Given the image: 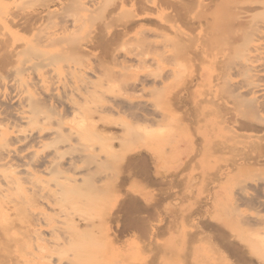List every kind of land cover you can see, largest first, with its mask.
Listing matches in <instances>:
<instances>
[{
  "label": "rangeland",
  "instance_id": "1",
  "mask_svg": "<svg viewBox=\"0 0 264 264\" xmlns=\"http://www.w3.org/2000/svg\"><path fill=\"white\" fill-rule=\"evenodd\" d=\"M195 1L199 3L200 0ZM203 1L207 3L211 0ZM118 2L120 0L115 1L117 5L114 0L111 2L118 8L115 9L113 4L112 9L115 11L108 13L105 19L91 22L90 34H96L100 28L106 35L108 31L114 33L121 29L122 23L134 17L131 3H127L124 9ZM138 2L146 7V11H139L142 16L139 29L136 26L119 43L123 55H128L130 62L126 61L125 65L114 64L111 58L106 57L103 63L97 65L99 62L96 57L102 55L97 49L98 54H90V70L93 71L90 76L94 78L92 81L95 86L103 85L106 95H121L122 98H134L144 103L153 124L142 117L143 121L139 120V114L137 117L118 111L107 112L106 116L96 120L100 113L93 108L96 113L91 112L89 118L98 121V124L94 123L100 126H97L98 130L105 127L111 132L114 129L117 133H126L122 145L119 143L122 141H115L116 147L106 146L101 152L108 160L104 168L99 169L102 173L93 172L96 181L93 174L82 175L78 171H68L69 168L65 167L43 170L36 175L28 167L17 169V173L12 169L3 171L4 176L9 178L11 189L8 194L0 195V208L3 211L0 212V264H226L225 259L229 258L220 254L222 247L216 238L217 226L233 240L242 244L249 242L248 247L251 245L250 249L257 253L254 254L256 262L260 258L259 262H264V249L259 245L264 243V225L263 231L256 233L243 221L246 215L264 217V208H254L257 204L250 206L254 202L247 203L249 201L244 197L245 202L240 199L234 203L231 199L236 196L235 191L242 180L250 182L257 179L260 181V192L264 194V165L259 164L257 169H253L239 163L244 151L252 150V147L246 149L242 143L232 145V141H239L241 137H235L228 131L199 133L196 130L199 126L197 120L212 126L218 121L210 98L214 97L223 105L228 102L230 107L240 109V105L234 103L229 89L232 83L243 80L245 74L234 72L232 81L228 83L217 79L218 73L222 71V53L228 38L219 31L224 40L218 35L216 51L202 64L204 57L200 52L203 45L211 47L209 37L213 30L210 24L204 21V31L201 32V28L192 30L187 23L181 22L184 30H175L170 26L173 7L163 4V9L151 1ZM212 3L209 8H205V13L210 16L208 21L213 20V13H217L219 20L228 18L229 21L232 16L229 11L235 10L233 5L229 4L233 9L229 5L219 9ZM197 8L198 5L190 12L191 16ZM259 9L263 11V6ZM146 12L151 14L150 21L153 23L145 21L149 19ZM82 39L87 40L88 35ZM92 66L95 69L92 70ZM98 66H101L99 68H102L103 73L115 72L122 79L117 81L107 78L99 84L94 72ZM139 74L142 78L148 74L150 80L138 83L136 88L129 85L132 77ZM159 74H163L162 79L152 80ZM177 98H182L180 107L176 104ZM95 101L97 104L98 100ZM103 119L109 123L103 125L106 124ZM189 131L198 138L193 151H190L188 144L191 139L186 140L190 136ZM204 137L213 142L227 140L230 145L205 147L204 141H201ZM111 147L118 150L113 151ZM136 153L150 156L146 175L141 174L138 167H128L127 171V156ZM81 177L85 180L81 181ZM154 179L158 182H154ZM112 180H118L120 186L115 192L121 197L110 212V202L106 200L104 192L97 194L93 187ZM231 189L235 194H232ZM127 196L142 197L141 200L151 208L141 214L146 218L147 229L143 232H125L112 239L111 232L124 224L123 216L128 217L122 214L123 221L120 219L119 223L115 218L121 214V204ZM123 206L121 209L126 207ZM257 234H261L260 237Z\"/></svg>",
  "mask_w": 264,
  "mask_h": 264
},
{
  "label": "bare ground",
  "instance_id": "2",
  "mask_svg": "<svg viewBox=\"0 0 264 264\" xmlns=\"http://www.w3.org/2000/svg\"><path fill=\"white\" fill-rule=\"evenodd\" d=\"M112 1L0 0L1 196L8 194L11 189L9 178L3 174V171L9 169L16 172L17 169L28 167L34 175L39 174L43 170H52L58 167L69 168L70 170L68 169V171L73 170L74 173L78 171L82 175L89 176L93 172L95 174H97L96 172L102 173L99 169L104 168L108 158L101 152L106 146L107 148L110 145L114 147L115 141H122L126 136V133L120 134V132H115L116 130L114 129V132L107 130L105 127L101 130L97 129L99 125L95 126L98 124L96 120H100L107 112H125L137 115V117L140 115V118L142 117L144 121H152V117H150L151 115L148 113V108L144 103L138 102L134 98H122L121 95L110 94L111 96H108L102 88L103 85L97 87L93 84L92 80L94 78L92 79L91 77L93 71L90 70L91 66L89 64L90 54H98L96 51L97 49L100 50L99 52L102 55L100 58L96 57L99 62L97 65L103 63L102 61L106 57L111 58L114 64L122 65L126 61L130 62L131 59L127 57L128 55H123L119 48V43L136 26L139 29L138 24H140L139 21L142 17L139 11H146L145 4L139 3L142 1L120 0L118 3L121 4L120 7L122 8L126 7L127 3H131L129 5L135 11V14L133 12L134 17L130 20L127 19V22L122 23L121 29L115 30L116 32L114 33L108 31V35H106L103 29L100 28L96 34H90L89 27L91 22L95 21L94 19H105L108 13L110 14L118 8L115 3L116 0H114L116 5L111 3ZM150 1L152 4H159V7L162 6V8L163 4L173 7L170 26L175 30L182 29L181 22H184L185 25L187 23L192 30L201 28V32L204 31V21L211 25L210 28L212 27L211 29L213 30V32H210L212 35L210 34L211 36L209 37L211 47H208L207 44L203 45L200 52L204 57L202 64L205 63L210 54L216 51L218 35L220 33L225 34V37L228 38L222 53V71L218 73L217 79H223L228 83V81H232L234 72L238 71V74H245L243 80H237L232 83V88L229 89L234 103L239 104L240 109L238 107H230L228 102L223 105L217 102L214 97L213 99L210 98V101L215 106L214 110L217 113L218 121L216 125L212 126L211 122H208L211 124L208 125L201 124L202 120H197L199 126L196 127V130L199 133L228 131L235 137H241L239 141H232V145L238 142L242 143L246 149L252 147V150L250 148L247 152L245 150L239 163L253 169H257L256 166L259 164L264 165V134H259L261 132L264 133V0H211L210 2L207 1V3L203 0H200L199 3L195 0H146V2ZM212 2L219 9L229 4L233 5L235 10L234 12L229 11V13H232L229 21H227L228 18L226 20L220 18L221 20H219L217 13L216 16L213 12V20L208 21L210 16L207 12L205 13V8H209ZM113 4L116 6L114 7L115 9H112ZM196 4L199 8L191 16L190 12L194 11ZM260 6H263V11L259 9ZM230 9L233 8L231 7ZM130 10L132 9L130 8ZM146 14L149 19L143 18V20L153 23L150 21L152 20L151 14L147 12ZM105 23L107 25V22ZM86 35H88V39L83 40L82 38ZM220 38L222 39L223 37ZM122 40L124 41V39ZM222 43L224 42L222 41ZM95 54L94 56H96ZM93 67L91 68L92 70L95 69ZM99 67L101 66H98L94 71L96 72L94 74L97 75L95 79L99 80L97 81L99 84L101 82L104 83L107 78L117 81L122 79L118 73H103L102 68ZM162 78L163 74H159L151 79L156 81ZM147 80H150L148 74L145 78H142L139 74L132 77L128 83L136 88L138 83H143ZM95 100H98L97 104L94 103ZM181 102L182 98H177L176 104L179 107ZM93 108L100 113L98 114L99 119L95 121L89 118L91 112L96 113ZM142 118L139 120H142ZM103 121L106 123L103 125L109 123V121L105 122L107 120L103 119ZM151 124L153 123L151 122ZM190 125L193 124L191 123ZM92 126H94V130ZM95 127L98 131L95 130ZM106 130L111 133H107ZM122 132L124 131L122 130ZM189 133L190 136L186 140L191 139L188 144L190 151H193L194 145L198 144V138L192 135L191 131ZM205 137L201 140L204 141L205 147L217 144L220 146L230 145L227 140H223L224 142H213ZM119 143L122 145L123 141ZM112 149H114L113 151L118 150V148L117 150L115 148ZM142 153H136V155H130V157L127 156L126 161L128 160L129 163H124L127 166V171L128 167H130L129 169L138 167V169L140 168L138 171H141V174H147L146 170L149 168L147 162L150 160V156ZM123 161L121 160V162ZM102 175L104 176V174ZM93 176L95 180L96 177L94 174ZM78 178L75 180L77 181ZM81 179L83 178L81 177ZM102 180L104 181L103 178ZM116 181H106L105 185L104 183L95 184L93 187L94 192L97 194L104 192L106 200L110 202V212L121 197L119 193L115 192L118 191L117 189L120 186L118 185V180ZM159 182L162 181L159 180ZM259 182L257 179L250 182L240 181L239 183L241 184L238 183L239 187L237 186V191H235L237 192L236 196L239 195L237 197L230 195L232 196L231 199L234 200V203L235 201H240V199L243 202L247 200L249 201L247 203L252 204L254 202L250 205L252 207L257 204L256 207L254 206L256 209L264 208V198H262L264 194L262 195L260 192ZM233 184L235 185V183ZM137 196L124 199L123 201L126 205L123 202L121 205L123 206L124 204L123 207L126 206L125 208L121 209L122 206L121 208L118 206L122 211H120L121 214L119 216L117 214V217H115L117 222L119 223L118 220L121 219L122 214H126L128 217L122 215L124 224L122 223L123 225L119 227L120 229H115L117 231L111 232L110 237L112 239L118 238L120 234L125 232H143L147 229L146 218L141 214L144 210L151 208L146 206L148 204H145L142 201L143 199L141 200L142 197L137 198ZM242 197L246 200L244 201ZM1 209L0 212L3 213ZM37 217H40L39 214ZM123 219L121 220L123 221ZM243 219L246 225L248 224L252 227V230L254 229L253 232L263 231L264 217H247L246 215ZM212 225L216 228V225ZM217 230L216 238L222 247L220 248L222 250L220 254H224V257L229 258L225 259L226 264H264L263 261L262 263L259 262L261 258L256 262L255 255L257 253L250 249L251 245L250 248L248 247L249 245L247 244L249 242L246 241V243L244 242L245 244L239 243L230 238L228 233L220 231L218 226ZM259 245L264 249V243ZM257 247L260 248L259 246Z\"/></svg>",
  "mask_w": 264,
  "mask_h": 264
}]
</instances>
